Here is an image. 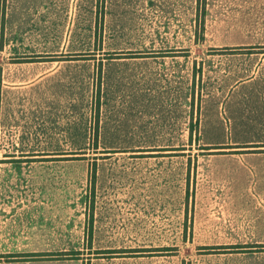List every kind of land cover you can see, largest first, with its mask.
Listing matches in <instances>:
<instances>
[{
  "label": "crops",
  "instance_id": "0c3cea01",
  "mask_svg": "<svg viewBox=\"0 0 264 264\" xmlns=\"http://www.w3.org/2000/svg\"><path fill=\"white\" fill-rule=\"evenodd\" d=\"M73 1L7 0L4 21L0 5V154L4 150L10 157L41 159L36 164L0 159V264H146L143 255L90 261L50 257L83 248L68 240L76 233L67 221L76 212L71 205L80 204L81 197L64 194L66 188L81 189L80 179L51 176L50 165L44 164L45 157L76 156L91 149L94 67L74 54L95 43L99 17L96 8L90 15L81 8L80 20L77 13L71 25ZM160 12V6L143 5L140 40L167 44V51L142 55L134 63L113 59L103 67L93 154H158L163 160L103 169L94 161L96 214L102 216L103 204H141L145 213L179 199L186 204L195 173L197 198L208 200L211 214L198 205L184 245L114 242L124 234L100 233L96 226L91 251L172 252L181 246L188 264H264V0H250L248 12L225 19L207 15L200 22L191 8L170 32L161 26L166 16ZM105 20L104 44L131 42L120 0ZM151 21L153 29L147 26ZM194 44L214 45L218 51L242 46L249 52L217 53L200 63L195 62ZM195 79L202 82L196 92ZM232 90L239 91L232 117L236 140L221 146L205 142L216 140L220 122L210 120L213 113L218 116L216 109L222 117L223 100ZM10 138H16L15 147L11 143L6 148L3 142ZM195 138L207 152L196 171L191 159ZM63 164L54 165L58 173L72 168Z\"/></svg>",
  "mask_w": 264,
  "mask_h": 264
},
{
  "label": "rangeland",
  "instance_id": "374dc122",
  "mask_svg": "<svg viewBox=\"0 0 264 264\" xmlns=\"http://www.w3.org/2000/svg\"><path fill=\"white\" fill-rule=\"evenodd\" d=\"M81 1V2H80ZM74 0L70 3L69 10L71 7V21L70 24L73 25V20L76 19V14L79 13L76 20H80L81 13L80 10L86 15L94 13L95 9L98 11V33L96 41L93 45L85 44L83 49L74 56L80 58L82 61H87L86 63L92 64L94 67V75L92 78V84L94 88V95L92 99L91 107V135H90V145L89 150L83 151L76 156H61V157H45L44 161H48L44 164L50 165V174L51 176H56L60 174H65L67 177L76 175L80 179L81 189L78 188H66L64 192L65 195L81 197L80 204H72L71 206L75 207V213L67 219L69 221L72 231L76 233L75 236H69L68 240L70 242L81 243L82 251L81 252H56L50 254V257L62 258L66 256L82 258L84 261H90L91 259H110L111 257L117 255H128V256H141L143 255L146 259V264H188L186 255L187 253L182 249L181 246L177 250L172 252H158V251H146V252H115V253H98L96 251H91L92 232L93 227L97 226V231L104 233L105 229L109 232L115 234H124V238H119L114 240V242H123L130 245L141 244V245H184L187 242V236L191 234V227L193 223V218L195 217L198 211V205H203L205 208V214L209 216L211 213L210 205L208 200L197 198V179L195 173L194 188L190 190V197L185 201L179 202L178 204H165L161 206L160 210H155L151 213L144 212L143 205L141 204H103L105 207L102 211L104 213L96 214L95 204V172L93 169L94 161H97L98 167L104 168L105 165L116 164L119 167L125 166L128 163L135 164H144L150 161H160L163 160L162 157L158 154H136L130 156H103V155H94L93 152L97 146V141L99 139V117H100V101L102 96L103 84H104V68L105 66L111 65V61L116 59V61H121L119 59H128L127 62H137V57L142 55H151L154 56L156 52L167 51L165 48L168 47L167 44L160 42H151L144 44L141 42V22L139 23V17L143 5L150 6H160L162 12H160L166 18L161 22V26L166 27V31L170 32L169 28L174 25L181 24V21H178L181 16H185L186 13H189L190 9L194 10V14H197V22H200L205 16H219L225 19V16L238 12H248L250 6V0H120V4L125 7L126 20L124 24V32L129 37L131 42L127 44H104L103 39L105 36V17L109 13L114 5L115 0H97L96 3L94 0ZM85 1V2H84ZM80 2V3H79ZM7 0H0L1 5V17L4 21L5 11H6ZM86 4V6H85ZM97 4V7H96ZM82 8V9H81ZM79 10V12H78ZM207 13V14H206ZM75 17V18H74ZM215 19V18H212ZM241 23L243 22L240 20ZM244 23V22H243ZM153 21L147 24L148 27L153 29ZM113 33V29H112ZM154 32L151 31V34ZM172 46H174L172 44ZM180 46V45H179ZM182 47H185L182 45ZM115 48H123L121 51H113ZM161 48V49H160ZM193 49L195 51V57H198L199 61L202 63L201 58H205L209 55H214L217 53H248V47L242 46H223L221 50H217L214 45L209 44H194ZM174 50V49H173ZM185 50V48H183ZM158 55V54H157ZM41 57V56H37ZM71 57V56H67ZM34 58V57H33ZM57 60H62L63 57H55ZM133 58V59H130ZM35 59L36 56H35ZM122 63V62H117ZM125 63V62H123ZM202 82L201 79H195V92L201 90ZM239 91H231L227 97L223 100L224 109L221 112L222 117L219 116V109H216L217 117L215 114H212L210 123L217 119L220 122V129L216 133V140L205 141L211 142L216 146L221 145H230L235 138L238 136L235 132V127L232 122L233 116V105L235 98L237 97ZM196 97V95H195ZM219 98H215L216 103ZM213 100V101H214ZM209 101H212L210 99ZM196 102V99H195ZM197 123V122H196ZM196 125V124H195ZM206 137L210 135V130L206 131L204 134ZM148 137V136H146ZM130 140L128 136L125 137ZM132 141V140H131ZM16 138L7 139L5 143L6 148H10L7 144L13 145L15 147ZM185 144L186 141L183 140ZM203 142L199 138L194 140V156L193 163L195 166V171L198 165L202 164L203 158L207 152H202L200 149L203 147ZM184 148V147H183ZM186 148V147H185ZM0 154V159H20L19 162L28 161L30 164H36V157L23 158L16 156L10 157L8 155H3L4 150ZM205 153V154H204ZM10 158H5V157ZM56 159H65L67 161H57ZM70 160V161H68ZM63 163L70 164L72 168L68 171H56L57 168L54 165H64ZM219 164H222L219 161ZM250 167V163H247ZM73 165L75 167H73ZM67 169V168H66ZM250 168L254 173L255 169ZM246 174H244L245 176ZM234 178V175H231ZM64 191V190H63ZM81 210L78 213V208ZM188 211H187V209ZM112 208V209H111ZM218 213V212H217ZM125 233L129 235V238H125ZM81 235V238L77 236ZM120 240V241H119ZM49 254V253H47ZM167 255V256H165Z\"/></svg>",
  "mask_w": 264,
  "mask_h": 264
},
{
  "label": "trees",
  "instance_id": "16d2710c",
  "mask_svg": "<svg viewBox=\"0 0 264 264\" xmlns=\"http://www.w3.org/2000/svg\"><path fill=\"white\" fill-rule=\"evenodd\" d=\"M94 172H95V170H94Z\"/></svg>",
  "mask_w": 264,
  "mask_h": 264
}]
</instances>
